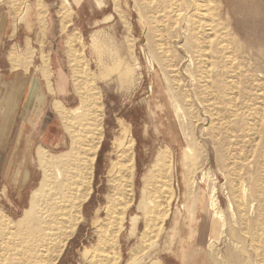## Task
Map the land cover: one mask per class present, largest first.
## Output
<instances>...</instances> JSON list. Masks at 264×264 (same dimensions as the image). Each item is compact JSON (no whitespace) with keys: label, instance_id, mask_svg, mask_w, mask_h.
I'll return each mask as SVG.
<instances>
[{"label":"rangeland","instance_id":"obj_1","mask_svg":"<svg viewBox=\"0 0 264 264\" xmlns=\"http://www.w3.org/2000/svg\"><path fill=\"white\" fill-rule=\"evenodd\" d=\"M82 1L43 0L31 48L56 67L72 39L65 74L75 69L81 104L44 113L15 184L0 168V264H264V0ZM20 16L0 20V76L24 48ZM74 141L79 162L94 157L75 186V169L56 164ZM187 193L204 205L178 224ZM133 214L138 233L122 244Z\"/></svg>","mask_w":264,"mask_h":264},{"label":"crops","instance_id":"obj_2","mask_svg":"<svg viewBox=\"0 0 264 264\" xmlns=\"http://www.w3.org/2000/svg\"><path fill=\"white\" fill-rule=\"evenodd\" d=\"M72 3L76 8L83 2L82 0ZM10 5H4L8 10L4 11L0 4V20L2 17L10 18V22L14 24L17 22L18 14H21L22 37H24V48L15 54L8 55V74L0 76V168H6V180L14 183L18 177L23 175L26 171L28 163L25 158L17 159L18 154L21 152L23 157L34 144V135H36L42 128V120L46 111L51 112L52 118H59L57 110L60 107H65L64 104L71 103L72 106L69 111L75 109L81 104L80 98L78 99L76 93L70 92L69 89L73 88L71 82L74 83L75 76L73 75L75 69H67L69 75L65 74L66 64L75 63V55H78V50L75 52L69 46L67 51L63 52L62 59L56 67H53L55 55L53 51H48L43 47L39 50H32L31 43L33 40L42 42V28L39 26L38 19L45 15V6L43 0H21L19 2H10ZM105 16H101V24L106 22ZM14 19V20H13ZM9 22L5 19L4 23ZM6 27L0 21V31H6ZM102 33V32H101ZM17 33H15L16 35ZM82 37V33H79ZM100 34V33H98ZM90 36V37H89ZM93 35H88L90 40ZM16 38V37H14ZM79 45L80 39L76 37ZM83 39L84 38L83 36ZM87 40V39H86ZM41 44V45H42ZM78 49V48H77ZM38 60V68H33L34 59ZM14 59L17 61H14ZM14 61V62H13ZM13 62V66H12ZM62 62V63H61ZM17 66V67H16ZM3 71L0 66V72ZM53 72L49 77V72ZM71 98V99H70ZM77 105V106H76ZM55 106V107H54ZM57 108V109H56ZM56 109V110H55ZM62 112V110L60 111ZM33 129L29 136H25L26 129ZM36 128V129H35ZM35 130H37L35 132ZM25 136V138H24ZM59 139L57 144H59ZM37 152L40 146H37ZM8 164L6 163L7 159ZM13 171L12 175L11 172ZM23 173V174H22ZM12 175V178H11ZM14 179V180H12ZM17 192H22L24 187L14 188ZM182 204L184 209H178L179 217L178 224H188L192 218V213L195 210L199 212L202 209L204 200L197 193L192 195L187 193L183 197ZM140 208L139 204L137 205ZM138 210V209H137ZM182 211V212H181ZM182 213V217L180 216ZM184 215L186 218H184ZM189 215V216H188ZM130 225L122 238V244L130 241L138 233V220L137 214L130 216ZM203 220L198 218L196 221L195 233L192 241L198 240V227Z\"/></svg>","mask_w":264,"mask_h":264},{"label":"bare ground","instance_id":"obj_3","mask_svg":"<svg viewBox=\"0 0 264 264\" xmlns=\"http://www.w3.org/2000/svg\"><path fill=\"white\" fill-rule=\"evenodd\" d=\"M55 107V106H54ZM57 109V108H56ZM55 109V110H56ZM78 109V108H77ZM77 109H73L71 110V114H75L77 113ZM63 110V109H62ZM67 111V110H66ZM61 113L59 110H57L56 113ZM62 111V115L64 114ZM58 113V114H59ZM69 113V112H68ZM69 115V114H68ZM60 116V114H59ZM64 117V115H63ZM61 118V116H60ZM62 119V118H61ZM66 119H67V116H66ZM65 119V120H66ZM69 120V118L67 119V121ZM72 120V119H71ZM64 121V120H63ZM127 133L126 131H124V133H122V136L120 137V141L118 142L117 146L118 148L120 149L121 151V145L126 137ZM118 149V150H119ZM77 155H78V152H77V148H76V143L75 141L72 142L71 144V147H70V150L69 152H66L65 154H63L60 158H58L56 160V164L60 167H64V168H68V167H72L75 169V172L72 176L73 178V185L75 186L76 183L78 182H82L85 180L86 178V169L89 167H91V163L93 162V158H86V160H84L83 162H79L78 159H77ZM46 162V160H45ZM116 170V168H112V175L115 176V172L114 170ZM111 178V177H110ZM48 182H49V179L47 176L44 177L43 181H42V184L41 186L39 187V191L35 192L32 197H31V200H30V204H29V207L28 209L24 212V215L22 217V222L20 223V225H24L26 223H29L33 216H34V210L37 206V198L40 197L42 194H45L48 190ZM65 182V181H64ZM85 198V194L84 193H81L78 195V193L76 191L73 192V200H74V205H76L80 200L84 199ZM221 216H217V218L215 219V227L213 226V234L214 235H217L218 234V225L220 224V220H221ZM222 228V225L220 224V229ZM48 263V262H47Z\"/></svg>","mask_w":264,"mask_h":264}]
</instances>
